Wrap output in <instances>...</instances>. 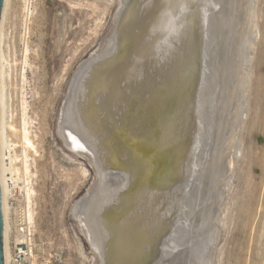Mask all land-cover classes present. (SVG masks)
Masks as SVG:
<instances>
[{
    "label": "bare ground",
    "instance_id": "1",
    "mask_svg": "<svg viewBox=\"0 0 264 264\" xmlns=\"http://www.w3.org/2000/svg\"><path fill=\"white\" fill-rule=\"evenodd\" d=\"M128 2L117 0L118 11L102 50L72 76L57 118L55 130L62 144L70 152L84 153L95 176L93 189L72 214L98 264H105L109 251L119 264H187V253L199 249L190 246L189 231H198L208 221L211 205L203 206L211 198L214 210L219 209L225 190L231 188L229 165L237 162L241 152L249 58L259 37L257 0H142L118 32ZM29 4L25 0L26 16ZM121 38L132 41L125 45L128 53L106 68L103 64ZM90 92L93 99L88 97ZM131 99L137 106L128 108ZM128 109L126 138L116 139L121 168L115 171L108 144L124 125ZM154 125L156 131L149 129ZM22 127L21 168L15 166L18 159L11 142L9 194L17 191L22 197L31 234L35 191L26 152L30 154L34 143L25 124ZM124 140L142 145L144 155L153 148L158 172L165 165L164 154L171 153V169L159 190H149L159 174L142 170H150L153 159L135 163L123 147ZM139 171L145 175L140 192L124 195ZM219 187L223 192L217 193ZM200 206L202 210H197ZM215 218L212 241H207L210 247L222 222ZM181 240L189 245L188 252L162 260L173 247L182 246ZM35 259L32 251L30 264Z\"/></svg>",
    "mask_w": 264,
    "mask_h": 264
},
{
    "label": "rangeland",
    "instance_id": "2",
    "mask_svg": "<svg viewBox=\"0 0 264 264\" xmlns=\"http://www.w3.org/2000/svg\"><path fill=\"white\" fill-rule=\"evenodd\" d=\"M29 3L26 16L25 0H9L11 142L18 159L15 166L21 168L25 124L34 143L26 155L35 191L31 231L35 264H98L72 214L93 189L95 176L89 158L68 151L55 126L72 76L103 48L118 11L117 0ZM256 10L259 40L249 55L253 59L249 58L248 106L240 131L241 152L229 165L231 188L225 190L218 210L210 197L203 206L211 205L210 218L198 231H189L190 246L199 249L188 252L189 245H183L187 236L162 260L182 251L189 253L187 264L205 262L206 257L202 264H264V0H257ZM220 188L217 193L224 190ZM16 200L21 204L22 197ZM215 217L222 222L216 245L211 242L210 247Z\"/></svg>",
    "mask_w": 264,
    "mask_h": 264
},
{
    "label": "water",
    "instance_id": "3",
    "mask_svg": "<svg viewBox=\"0 0 264 264\" xmlns=\"http://www.w3.org/2000/svg\"><path fill=\"white\" fill-rule=\"evenodd\" d=\"M142 0H129L128 6L123 11V20L117 27L118 32L130 22L128 15L139 9ZM178 0H175L177 2ZM130 39L121 38L116 46V51L113 55L108 57L103 66L114 65L120 61L123 56L127 55L128 50L125 49L130 43ZM88 97L93 99V93H88ZM137 106L136 101L131 99L128 108ZM130 110L128 115L125 116V123L121 130L116 134L115 139L111 140L108 148L111 151L110 163L113 170H120V149H118L116 139L126 138V129L129 127ZM158 126H151L149 129L155 130ZM157 133V140L160 137ZM123 147L130 152V159L135 163L149 162L151 159L150 170H144L145 173H151L153 170L156 174L155 184L149 186L150 191L159 190V184L164 180L165 176L171 169V153H165V165L162 171L158 172L157 165L154 160V149L150 148L148 154H141L142 145H133L132 142L124 140ZM146 146V145H145ZM10 166H11V98H10V43H9V0H0V264H6V249H7V228H8V207H9V186H10ZM139 171L137 176L130 182L124 195H135L140 192V187L144 180V172ZM130 212L128 213V215ZM128 215L122 216L119 222L126 218ZM111 221H117V217L110 216ZM147 259H150L151 253H147ZM105 264H119L114 257V253L108 252V259Z\"/></svg>",
    "mask_w": 264,
    "mask_h": 264
},
{
    "label": "built area",
    "instance_id": "4",
    "mask_svg": "<svg viewBox=\"0 0 264 264\" xmlns=\"http://www.w3.org/2000/svg\"><path fill=\"white\" fill-rule=\"evenodd\" d=\"M18 197L17 191L9 194L8 264H29L33 251L32 235L28 232L23 201L16 204Z\"/></svg>",
    "mask_w": 264,
    "mask_h": 264
}]
</instances>
